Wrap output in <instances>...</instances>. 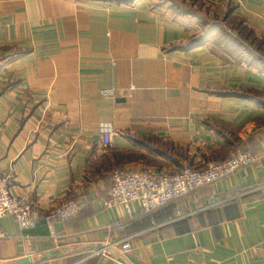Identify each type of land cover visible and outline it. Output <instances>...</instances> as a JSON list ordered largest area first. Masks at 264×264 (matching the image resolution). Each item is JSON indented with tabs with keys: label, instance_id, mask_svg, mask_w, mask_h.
<instances>
[{
	"label": "crops",
	"instance_id": "1",
	"mask_svg": "<svg viewBox=\"0 0 264 264\" xmlns=\"http://www.w3.org/2000/svg\"><path fill=\"white\" fill-rule=\"evenodd\" d=\"M173 1L0 0V172L42 211L80 205L51 228L0 217L1 261L264 264V68L216 35L186 46L198 15L264 39V0ZM237 151L253 161L149 214L104 206L116 170L171 174ZM122 237L129 252L95 253Z\"/></svg>",
	"mask_w": 264,
	"mask_h": 264
},
{
	"label": "built area",
	"instance_id": "2",
	"mask_svg": "<svg viewBox=\"0 0 264 264\" xmlns=\"http://www.w3.org/2000/svg\"><path fill=\"white\" fill-rule=\"evenodd\" d=\"M102 143L107 145L112 140L111 123L100 124ZM253 161L250 154L237 151L232 156L206 163L203 168L184 165L174 173L155 172L149 168L140 170H116L112 174V185L104 200L106 208L122 206L130 212V204L137 201L144 214H149L175 200L209 186L216 181L233 174L236 170L249 165ZM79 203L73 199L62 201L48 211H42L33 205L26 196L11 191V175L0 172V217L11 215L21 229L33 228L43 222L51 228L56 222H64L77 214ZM117 228L121 229L122 224ZM5 234L0 229V239ZM130 237L118 238L106 246L95 250L105 254L107 246L120 247L124 253L131 250ZM115 264H123L116 260Z\"/></svg>",
	"mask_w": 264,
	"mask_h": 264
},
{
	"label": "trees",
	"instance_id": "3",
	"mask_svg": "<svg viewBox=\"0 0 264 264\" xmlns=\"http://www.w3.org/2000/svg\"><path fill=\"white\" fill-rule=\"evenodd\" d=\"M171 9L179 11V4L172 0L170 4ZM203 33L197 37L192 38L186 46L195 45L211 37L217 36V40L221 43L220 46L225 52L246 61L250 64L257 63L264 68V39L258 38L251 30L242 24V21L237 20L230 22L225 17H209L205 15H198ZM228 29H236L239 35H233ZM176 46V45H174ZM65 222V221H64Z\"/></svg>",
	"mask_w": 264,
	"mask_h": 264
},
{
	"label": "water",
	"instance_id": "4",
	"mask_svg": "<svg viewBox=\"0 0 264 264\" xmlns=\"http://www.w3.org/2000/svg\"><path fill=\"white\" fill-rule=\"evenodd\" d=\"M31 263H32V259L29 258L28 256H21L4 261L0 260V264H31Z\"/></svg>",
	"mask_w": 264,
	"mask_h": 264
}]
</instances>
